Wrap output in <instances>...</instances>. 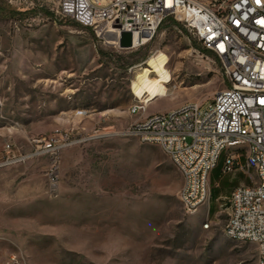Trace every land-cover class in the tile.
Returning <instances> with one entry per match:
<instances>
[{"label":"rangeland","instance_id":"obj_1","mask_svg":"<svg viewBox=\"0 0 264 264\" xmlns=\"http://www.w3.org/2000/svg\"><path fill=\"white\" fill-rule=\"evenodd\" d=\"M32 1L53 17L0 19V148L28 153L32 140L69 131L87 138L60 151L54 187L46 156L0 172V264L11 252L25 264H257L254 244L223 233L227 199L248 175H213L206 204L188 214L160 148L114 134L147 111L207 106L226 85L219 61L178 21L183 29L166 20L138 48L103 45L57 16V0ZM138 100L146 110L130 115Z\"/></svg>","mask_w":264,"mask_h":264},{"label":"built area","instance_id":"obj_2","mask_svg":"<svg viewBox=\"0 0 264 264\" xmlns=\"http://www.w3.org/2000/svg\"><path fill=\"white\" fill-rule=\"evenodd\" d=\"M7 1L25 9L33 5L32 0ZM55 13L89 28L103 45L118 46L121 35L129 34L127 48L145 45L164 21L174 18L219 61L226 85L207 106L184 103L114 134L160 148L181 177L177 199L188 214L206 204L210 174L224 154L221 173L241 172L250 184L231 191L223 233L231 241L254 244L257 264H264V0H232L217 7L194 0H57ZM145 110L138 100L129 114ZM86 138L72 131L51 134L32 140L28 153L5 145L0 148V172L46 156V179L54 187L60 151ZM1 264H25V259L11 252Z\"/></svg>","mask_w":264,"mask_h":264},{"label":"trees","instance_id":"obj_3","mask_svg":"<svg viewBox=\"0 0 264 264\" xmlns=\"http://www.w3.org/2000/svg\"><path fill=\"white\" fill-rule=\"evenodd\" d=\"M37 15H41V16L46 17V18H52L53 17V13H51L50 11H48L45 8H27V9H25V8L15 7V6L11 5L10 3H8L7 0H0V19H2V20L21 19V18H27V17H35ZM167 20H169L172 25L177 26V27H181L180 23H178L174 19L168 18ZM72 24L77 25V26L79 25L78 23H76L74 21ZM158 29H157V31H158ZM203 52L204 53H210L209 51H207L205 49H203ZM135 62L137 63L139 61L136 60ZM220 169H221L220 164H218L215 167V175L220 174Z\"/></svg>","mask_w":264,"mask_h":264},{"label":"crops","instance_id":"obj_4","mask_svg":"<svg viewBox=\"0 0 264 264\" xmlns=\"http://www.w3.org/2000/svg\"><path fill=\"white\" fill-rule=\"evenodd\" d=\"M163 95H160V96H158L157 98L158 99H160V97H162ZM157 98H156V100H157ZM155 100V101H156ZM155 101H153V102H155ZM173 110V109H172ZM152 114H155V113H152V112H146V113H144L142 116H140L137 120H141V119H144L145 117H147V116H149V115H152ZM220 167H221V165H220ZM220 172H221V169H220ZM239 172H235L234 174H232V176L233 175H235V174H238ZM213 175H215V168L212 170V172H211V174H210V178H209V183H210V180L212 179V177H213Z\"/></svg>","mask_w":264,"mask_h":264},{"label":"water","instance_id":"obj_5","mask_svg":"<svg viewBox=\"0 0 264 264\" xmlns=\"http://www.w3.org/2000/svg\"><path fill=\"white\" fill-rule=\"evenodd\" d=\"M121 43L123 44V46L125 47H130V38H129V34H122L121 35Z\"/></svg>","mask_w":264,"mask_h":264},{"label":"bare ground","instance_id":"obj_6","mask_svg":"<svg viewBox=\"0 0 264 264\" xmlns=\"http://www.w3.org/2000/svg\"><path fill=\"white\" fill-rule=\"evenodd\" d=\"M194 3H196V4H201V6H208V5L202 3V2L199 1V0H194ZM114 41H115V40H114ZM112 43H113V42H112ZM133 44H134V46L136 45V41H135V40H134ZM141 101H142V103L145 104V109H146V108H147V103H146V101H145V100H141Z\"/></svg>","mask_w":264,"mask_h":264}]
</instances>
